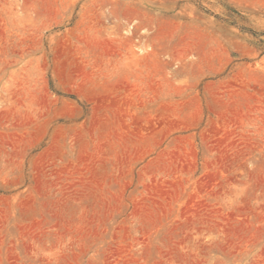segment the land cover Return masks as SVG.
Here are the masks:
<instances>
[{
    "label": "rangeland",
    "instance_id": "rangeland-1",
    "mask_svg": "<svg viewBox=\"0 0 264 264\" xmlns=\"http://www.w3.org/2000/svg\"><path fill=\"white\" fill-rule=\"evenodd\" d=\"M0 264H264V0H0Z\"/></svg>",
    "mask_w": 264,
    "mask_h": 264
}]
</instances>
